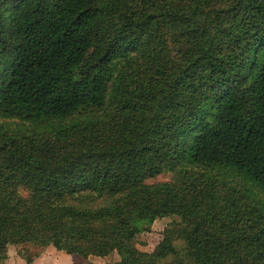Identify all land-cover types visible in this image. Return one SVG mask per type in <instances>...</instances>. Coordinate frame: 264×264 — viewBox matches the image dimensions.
I'll return each instance as SVG.
<instances>
[{
  "label": "trees",
  "instance_id": "16d2710c",
  "mask_svg": "<svg viewBox=\"0 0 264 264\" xmlns=\"http://www.w3.org/2000/svg\"><path fill=\"white\" fill-rule=\"evenodd\" d=\"M26 243L264 264V0H0V264Z\"/></svg>",
  "mask_w": 264,
  "mask_h": 264
},
{
  "label": "crops",
  "instance_id": "0c3cea01",
  "mask_svg": "<svg viewBox=\"0 0 264 264\" xmlns=\"http://www.w3.org/2000/svg\"><path fill=\"white\" fill-rule=\"evenodd\" d=\"M33 258V264H120L121 257L117 251L106 257L90 256L85 259L73 256L64 250H57L53 246L35 247V245H9L3 254L1 264H27V257Z\"/></svg>",
  "mask_w": 264,
  "mask_h": 264
},
{
  "label": "rangeland",
  "instance_id": "374dc122",
  "mask_svg": "<svg viewBox=\"0 0 264 264\" xmlns=\"http://www.w3.org/2000/svg\"><path fill=\"white\" fill-rule=\"evenodd\" d=\"M169 177H171L170 173H164L162 175H159L156 178V180L163 181V180L169 179ZM179 220L180 218L178 216L164 217L161 219H157L154 222L151 228V231L143 232L139 235L138 246L140 247V249L144 251H148V252L153 251L155 247L157 246V244L162 240L165 227L172 221H179ZM21 245H33V243H26V244H21ZM34 245L35 247H42L36 244Z\"/></svg>",
  "mask_w": 264,
  "mask_h": 264
}]
</instances>
